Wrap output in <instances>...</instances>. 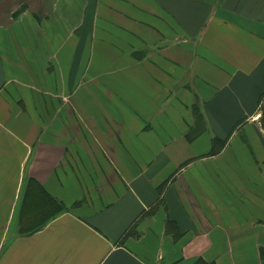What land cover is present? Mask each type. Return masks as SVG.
<instances>
[{"label": "crops", "instance_id": "1", "mask_svg": "<svg viewBox=\"0 0 264 264\" xmlns=\"http://www.w3.org/2000/svg\"><path fill=\"white\" fill-rule=\"evenodd\" d=\"M264 0H0V264H264Z\"/></svg>", "mask_w": 264, "mask_h": 264}, {"label": "rangeland", "instance_id": "2", "mask_svg": "<svg viewBox=\"0 0 264 264\" xmlns=\"http://www.w3.org/2000/svg\"><path fill=\"white\" fill-rule=\"evenodd\" d=\"M262 121H263V126H264V115H263V117H262Z\"/></svg>", "mask_w": 264, "mask_h": 264}, {"label": "trees", "instance_id": "3", "mask_svg": "<svg viewBox=\"0 0 264 264\" xmlns=\"http://www.w3.org/2000/svg\"><path fill=\"white\" fill-rule=\"evenodd\" d=\"M264 103V102H263ZM263 108H264V105H263ZM264 110V109H263ZM263 114H264V112H263ZM263 253H264V250H263Z\"/></svg>", "mask_w": 264, "mask_h": 264}]
</instances>
